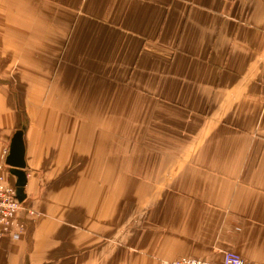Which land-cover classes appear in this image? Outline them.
I'll return each mask as SVG.
<instances>
[{"label": "crops", "instance_id": "0c3cea01", "mask_svg": "<svg viewBox=\"0 0 264 264\" xmlns=\"http://www.w3.org/2000/svg\"><path fill=\"white\" fill-rule=\"evenodd\" d=\"M18 93L106 123L19 128L39 216L0 264H264V0H0V164Z\"/></svg>", "mask_w": 264, "mask_h": 264}, {"label": "rangeland", "instance_id": "374dc122", "mask_svg": "<svg viewBox=\"0 0 264 264\" xmlns=\"http://www.w3.org/2000/svg\"><path fill=\"white\" fill-rule=\"evenodd\" d=\"M23 88L24 86L20 87V90L22 92H24ZM16 96H17L16 101L12 103L13 109L15 107L14 112H19L18 115H19L20 120L16 126V129H19L21 126H24V127L28 126V130L32 131L34 138L39 140L40 129H37V127L40 125V121H41L40 112H56L55 119L57 120L59 125H72V124L78 125L79 124L83 127L82 129H84V132H85V126H88V125L96 126L98 128L97 135L100 137V141L103 142L104 140L103 126L106 123V112L104 111L103 108H97V109L93 108L91 109V111L87 110V100L82 101V98L84 97L83 94H79V96H76V97H75V94H73L72 97H68V98L64 96V100H62V102H60L57 105L55 103H57V101L59 100L56 99L57 96H54L53 99L49 101V105L45 104L42 106H41L40 101L26 100L25 98L21 100L19 96L23 97L24 94L21 95L18 93ZM49 97L52 98V94L49 95ZM103 103H104L103 101H99L98 104H103ZM24 112H30L35 115V118L33 119L32 122L30 121V119H28V117L24 114ZM5 153L6 151L4 150V154ZM29 210L34 212L35 215L33 214L32 216H27L26 219L28 218L32 219L34 217L39 216V214L33 211L32 209H29ZM25 220H24V224H25V228H26L25 231H26L27 223L25 222Z\"/></svg>", "mask_w": 264, "mask_h": 264}, {"label": "built area", "instance_id": "2783aa9c", "mask_svg": "<svg viewBox=\"0 0 264 264\" xmlns=\"http://www.w3.org/2000/svg\"><path fill=\"white\" fill-rule=\"evenodd\" d=\"M4 163L0 164V237H10L14 240L19 239L25 231L24 220L27 216H32L34 212L24 207L16 197L15 186L5 184ZM35 215V214H34ZM159 264H258L246 260L232 252H225L220 262L197 259V258H178L175 260H162Z\"/></svg>", "mask_w": 264, "mask_h": 264}, {"label": "water", "instance_id": "95a60500", "mask_svg": "<svg viewBox=\"0 0 264 264\" xmlns=\"http://www.w3.org/2000/svg\"><path fill=\"white\" fill-rule=\"evenodd\" d=\"M24 130L17 129L9 142L8 153L5 157V165L8 172L15 178V189L17 200L22 203L26 195L24 193L26 185V163H25V146L23 140Z\"/></svg>", "mask_w": 264, "mask_h": 264}, {"label": "bare ground", "instance_id": "6f19581e", "mask_svg": "<svg viewBox=\"0 0 264 264\" xmlns=\"http://www.w3.org/2000/svg\"><path fill=\"white\" fill-rule=\"evenodd\" d=\"M7 153H8V150H6V153L4 154V156H6V155H7Z\"/></svg>", "mask_w": 264, "mask_h": 264}]
</instances>
